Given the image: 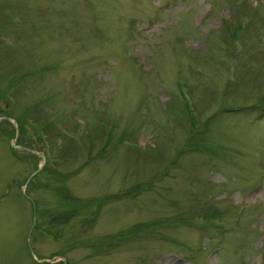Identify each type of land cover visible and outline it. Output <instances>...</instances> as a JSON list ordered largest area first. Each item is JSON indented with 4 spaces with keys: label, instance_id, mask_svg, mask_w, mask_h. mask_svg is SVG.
<instances>
[{
    "label": "rangeland",
    "instance_id": "374dc122",
    "mask_svg": "<svg viewBox=\"0 0 264 264\" xmlns=\"http://www.w3.org/2000/svg\"><path fill=\"white\" fill-rule=\"evenodd\" d=\"M0 92V264H264V0H0Z\"/></svg>",
    "mask_w": 264,
    "mask_h": 264
},
{
    "label": "trees",
    "instance_id": "16d2710c",
    "mask_svg": "<svg viewBox=\"0 0 264 264\" xmlns=\"http://www.w3.org/2000/svg\"><path fill=\"white\" fill-rule=\"evenodd\" d=\"M0 94H1L0 97H2V99H4L6 101L7 100L6 95H3L1 92H0ZM0 117L3 118L2 121L0 122V128L4 124H7V125L11 126V130H10V132H9V134L7 136L10 139H13L15 137L16 130L13 127V125L9 122V120L6 119V118H11L9 116V111L8 110H2V109H0ZM14 120H15V122L17 124L18 136H19V141H16V143L19 144L20 141H21V139H22V137L24 136V133H25V129H24V124H25V122H24V115H20L19 117L14 118ZM33 122L36 123V124H38V125L40 124L39 119H35V120H33ZM191 140H192V138L188 142L189 143L188 146H191ZM12 150H13V152H15L14 149H12ZM43 170L45 171L46 170V167ZM61 180H62V178H61ZM58 187H60V186H58ZM134 189H132V190H134ZM53 190L56 191V193L58 194V196L60 197V199L63 200V201H67L70 198L66 193L63 192L62 188H57V186H56V187L53 188ZM132 190H130L127 193L126 196L132 197V196L136 195L135 193H133L134 191H132ZM89 206L92 207V205H89ZM77 215L78 214H77V210L76 209H74L72 211H68V212L55 211L51 215V221H52V223L54 225L61 226L62 228L59 229V230H55L54 232H50L52 234V237L53 238H58V233H59V231H61L63 229V226H65L68 222H70L72 219H74L75 216H77ZM84 219H86V221L81 220L80 217H79L75 222L76 223L80 222V224H82V225H91V224H93L87 218H84ZM32 228H34V230H35L37 228V223H33Z\"/></svg>",
    "mask_w": 264,
    "mask_h": 264
},
{
    "label": "water",
    "instance_id": "95a60500",
    "mask_svg": "<svg viewBox=\"0 0 264 264\" xmlns=\"http://www.w3.org/2000/svg\"><path fill=\"white\" fill-rule=\"evenodd\" d=\"M15 124V123H14ZM43 159V161H44V158H42Z\"/></svg>",
    "mask_w": 264,
    "mask_h": 264
}]
</instances>
